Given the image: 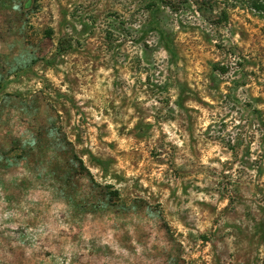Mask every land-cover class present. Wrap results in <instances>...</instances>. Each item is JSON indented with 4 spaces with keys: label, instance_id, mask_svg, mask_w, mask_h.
Segmentation results:
<instances>
[{
    "label": "rangeland",
    "instance_id": "rangeland-1",
    "mask_svg": "<svg viewBox=\"0 0 264 264\" xmlns=\"http://www.w3.org/2000/svg\"><path fill=\"white\" fill-rule=\"evenodd\" d=\"M251 1L0 0V264H264Z\"/></svg>",
    "mask_w": 264,
    "mask_h": 264
},
{
    "label": "trees",
    "instance_id": "trees-1",
    "mask_svg": "<svg viewBox=\"0 0 264 264\" xmlns=\"http://www.w3.org/2000/svg\"><path fill=\"white\" fill-rule=\"evenodd\" d=\"M251 7L259 12L264 11V2L259 0L251 1Z\"/></svg>",
    "mask_w": 264,
    "mask_h": 264
}]
</instances>
